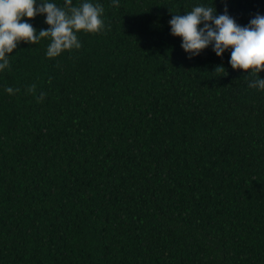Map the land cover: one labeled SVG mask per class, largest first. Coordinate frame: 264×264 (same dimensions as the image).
<instances>
[{
  "label": "trees",
  "instance_id": "trees-1",
  "mask_svg": "<svg viewBox=\"0 0 264 264\" xmlns=\"http://www.w3.org/2000/svg\"><path fill=\"white\" fill-rule=\"evenodd\" d=\"M88 2L104 31L53 59L21 42L0 71V264H264V90L169 24L210 6L246 26L264 0Z\"/></svg>",
  "mask_w": 264,
  "mask_h": 264
},
{
  "label": "clouds",
  "instance_id": "clouds-1",
  "mask_svg": "<svg viewBox=\"0 0 264 264\" xmlns=\"http://www.w3.org/2000/svg\"><path fill=\"white\" fill-rule=\"evenodd\" d=\"M114 7H119L118 0H112ZM213 7L195 6L186 14H175L169 21L171 35L180 37L181 47L189 54V59L199 56L201 52L213 46V51L222 57L230 50L229 64L234 70L248 73L249 87L264 90V79L259 73L264 71V15L256 14L246 26L239 25L228 15L227 7L224 14L216 15ZM104 8L99 3L85 0L73 6V0H65L64 7L42 0H0V71L10 66L9 56L21 42L36 44L48 38L50 43L46 55L49 59L60 56L65 51L79 50L82 45L77 33L98 34L105 30L102 19ZM37 15H46L47 30H39L28 23ZM203 25V27H201ZM110 30V29H109ZM217 73L226 76V69L220 65ZM10 95L19 89H5ZM36 94V85L32 84L26 94ZM46 93L41 92L37 102L45 99Z\"/></svg>",
  "mask_w": 264,
  "mask_h": 264
}]
</instances>
